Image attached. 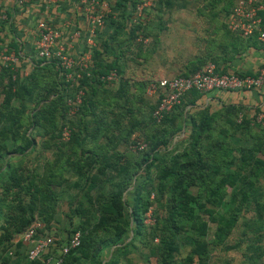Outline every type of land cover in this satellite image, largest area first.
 Masks as SVG:
<instances>
[{
	"label": "trees",
	"instance_id": "1",
	"mask_svg": "<svg viewBox=\"0 0 264 264\" xmlns=\"http://www.w3.org/2000/svg\"><path fill=\"white\" fill-rule=\"evenodd\" d=\"M121 1L131 2L135 8L139 0ZM217 1H227L231 10L236 0ZM260 1L264 5V0ZM258 16L264 27V10ZM253 39L255 35L246 40ZM111 71L119 75L115 66L100 63L73 89L68 84H57L54 76L46 74H31L27 80L13 81L14 72L0 68V159L10 147L12 154L27 151L41 154L43 150L54 153L51 160L47 158L35 165L31 175L23 172L20 159L11 160L17 157H10L0 172V219L6 212L8 215L0 223V245L3 244L0 249H5L0 264H10L8 251L24 245L21 237L34 223L42 224L40 234H50L61 200L68 204L69 216L89 217L78 227L70 231L66 228L65 234L58 235L60 254L70 236L80 233L79 246L63 256L61 264H129L128 256L136 249V243L145 246L142 238L146 231H150L151 241L143 264H151L152 259L154 264H212L218 248L224 251L232 248L227 240L244 211L254 213L248 225L253 235L264 229V197L256 187L264 176V130L255 123L256 116L240 124L229 118L222 121L218 114L203 112L192 116L191 134L182 149L175 146L168 150L170 137L164 135L165 124L172 120L188 95L202 93L188 92L159 124L152 118L155 105L148 125L144 119L133 116L128 100L122 99L124 89L95 88L100 77ZM216 71L220 72L217 67ZM79 91L80 104H76ZM106 96L113 100L105 106ZM69 100L75 110L71 116ZM146 124L150 130L142 151H116L117 145L130 144L128 137L133 130L145 129L141 126ZM65 127L70 131L68 141L61 138ZM219 127L222 133L218 135L215 131ZM6 134L12 137L9 144ZM103 140L109 146L102 145ZM153 168L156 188H152L153 181H147ZM238 183L241 188H236ZM131 185H134L129 197L131 205H127L125 190ZM99 187L107 189L106 193L98 195ZM163 195H168V202L164 205L165 216L160 217L157 208L163 207L158 206ZM126 206H130V221ZM149 209L153 223L147 225L144 220ZM130 223L132 239L106 259V251L123 242ZM209 224L214 225L212 231ZM99 232L107 236L95 243L91 236ZM17 236L18 242L4 247ZM239 245L235 250L241 252ZM246 247L252 250L246 264L263 263V247L255 242ZM181 248L186 250L184 256ZM43 260L44 257L30 263L45 264Z\"/></svg>",
	"mask_w": 264,
	"mask_h": 264
},
{
	"label": "crops",
	"instance_id": "2",
	"mask_svg": "<svg viewBox=\"0 0 264 264\" xmlns=\"http://www.w3.org/2000/svg\"><path fill=\"white\" fill-rule=\"evenodd\" d=\"M142 2L144 10L138 13L136 8ZM0 10L5 15L0 27V46L19 57L13 81L27 80L31 74H46L54 76L57 84H68L74 89L100 63L112 65L119 72L120 76L115 71L118 81H100L95 83V88L124 89L122 99L128 100L133 116L144 119L148 125L150 112L160 96V91L147 92L150 82L191 74L209 61L220 72L246 75H255L264 66V46L256 39L246 40L228 30L231 10L227 1L139 0L134 8L131 2L121 0H86V3L29 0L24 6H17L16 0H0ZM95 16L102 18L101 26L92 22ZM39 22H45L57 33L53 48L75 62L72 72H61L55 59L37 57ZM112 100L106 96L105 106ZM203 112L218 114L222 121L229 118L236 124L251 121L254 116L264 114V90H211L188 95L172 120L165 124L164 135L170 137L168 150L185 144L191 134V117ZM147 124L141 126L145 129L133 130L128 137L130 144L123 142L116 146V151L123 152L132 143L144 142L150 130ZM102 145L109 146L105 140ZM67 211L68 207L64 213ZM62 212L58 209L49 234L54 245L47 256L53 258L59 256L58 233L68 228ZM8 256L10 264H31L26 258L25 245L13 247Z\"/></svg>",
	"mask_w": 264,
	"mask_h": 264
},
{
	"label": "built area",
	"instance_id": "3",
	"mask_svg": "<svg viewBox=\"0 0 264 264\" xmlns=\"http://www.w3.org/2000/svg\"><path fill=\"white\" fill-rule=\"evenodd\" d=\"M144 1V0H143ZM29 0H16L17 6H24ZM86 3V0H81ZM145 3L142 2L136 8L138 13L144 10ZM264 10V5L260 0H236L235 5L227 21V28L232 33H237L244 39L256 36V40L264 46V27L262 26L259 12ZM5 15L0 10V23L4 22ZM95 26H101L103 20L100 16L92 18ZM38 39L36 42L37 57L42 60L55 59L61 72L70 73L75 69V62L65 55L61 50H55L54 44L57 39V33L45 22L37 24ZM19 57L15 52L0 46V68H10L15 72V66ZM15 75V74H14ZM70 76L67 75V78ZM15 78V77H13ZM101 82L115 83L118 81V75L111 71L106 76L100 77ZM191 90H197L200 93H206L211 90L224 91H262L264 90V66L255 75L220 73L216 71V66L212 62L206 63L200 70L189 76H175L167 79H160L150 82L147 92L157 93L160 91L159 100L152 113V118L156 124L162 122L176 106L180 105L183 97ZM79 91L75 103H80ZM72 102L68 101L69 113H74ZM255 123L264 130V114H258L255 117ZM61 138L68 141L70 131L65 127L62 129ZM146 147L145 143L137 142L130 146L133 152L142 151ZM153 198V196H151ZM145 224L153 223L151 218V209L145 214ZM42 224L34 223L21 237L22 243L26 246V255L29 261L45 258V264H61L62 257L70 250L75 249L80 244V233L74 232L67 243L61 248L57 258L47 256L48 250L53 245V238L49 235L40 234Z\"/></svg>",
	"mask_w": 264,
	"mask_h": 264
},
{
	"label": "rangeland",
	"instance_id": "4",
	"mask_svg": "<svg viewBox=\"0 0 264 264\" xmlns=\"http://www.w3.org/2000/svg\"><path fill=\"white\" fill-rule=\"evenodd\" d=\"M1 98L2 97H0V102L2 101ZM1 109H2V107L0 108V110ZM222 126L224 128L226 127L227 129H229V126L228 127L226 125H222ZM257 130H258V128H257ZM29 132H30V130H29ZM215 132L216 133L218 132L217 134L219 135V132L222 133V129L219 127L216 129ZM5 137L7 138V142H8L7 144H9L12 137H10V136L8 137L7 134ZM235 137H238V136H235ZM182 147H183V145H181L180 147L177 146L178 149H181ZM8 149H9V151H5L8 154L4 153L3 158L0 159V172H2L4 170L5 163L9 161L10 157H17L15 159L11 158V160L16 161V160L20 159L21 160L20 164H22V166L25 168L23 172L26 175L27 174L31 175L30 173H34L35 165L42 164V162L47 160V158H49L51 160L52 154H54V153H51V152L45 151V150L41 151L42 152L41 154L38 153L37 151L36 152L27 151L24 153L12 154L11 153L12 147H10ZM125 151H127V149ZM125 151H123V152H125ZM143 168L144 167H142L139 170L140 173L144 170ZM149 174H150L149 175L150 179H148V178H146V179H148L147 181H150L151 183L153 181L152 188H156V184H157L156 178L157 177H156V173H155L154 168L150 169ZM256 185H257L256 187L260 189V191L262 192V196L264 197V176L260 179L259 183H256ZM133 187H134V185H131L130 187H128L125 190V196L128 198V200H127L128 204L127 205H131V202H130L131 199L129 197L132 195ZM236 188H241V183H238L236 185ZM106 191H107V189L105 190L104 188H101V187H99V189L96 190L98 195H100L101 193L104 194V193H106ZM228 191H230V190H228ZM8 196H11V195L8 194ZM167 202H168V195H163L162 197L159 198V202H158L159 205L158 206H160V207H161V205L163 206L161 208H157V214L160 217L165 216L164 205H166ZM80 204H83V206H87V203H85V202H81ZM58 205H59V207H58L59 211H63L62 215L63 216L65 215L64 221L66 222V227H68V225L70 223V225L68 227V231L78 227L80 223L84 222L83 221L84 219L89 218L86 215L83 216L80 214V215L69 216L68 212L64 213L65 209L68 207V204L66 203L65 200L64 201L61 200ZM126 210H128V212L126 214H127L128 221H130V212H131L130 206H126ZM93 211H94V209H93ZM91 213H89V216ZM7 216L8 215L6 212V214H4L1 217V219H0L1 224H2V222H4V220L7 218ZM253 217H254V213L251 210L250 211H244L242 213L237 225L231 231V234L227 240V245L231 246L232 248L229 250H226V251H224V249H222V248H218L216 253L213 255L212 264H246V263H248L247 257H249L250 254H252V250L248 251L246 246L247 245L250 246V244L253 242H255V244L257 243L261 248L263 247L262 250L264 251V229L262 228V232L259 235H253V232H252L253 229L250 230L248 227V225L250 224V221L253 219ZM209 226H210L211 231H212L214 225L209 224ZM116 228L119 229V226H116ZM64 230L65 229L60 230V233H58V234L59 235L65 234ZM21 233H22V230L19 232V234H21ZM106 236H107V234L105 232H99V233L93 234L91 237L93 238L95 243H98V241L105 239ZM132 237H133V232H132V225L130 223L129 230H127L126 235L122 238L123 242L118 244L117 246H114V247H111L110 249H108L106 251V254H105L106 259H109V257L111 255L118 252L120 250L119 248L122 246V244L129 242L132 239ZM17 239H20V237L17 236L14 240L9 242V244L5 243L4 247H7V245L10 247L13 246L15 244L14 242H18ZM142 239L144 240L145 246H140V245H138V243H136V246L138 248L140 247V249H137V247H136V249L132 251L133 253H131L130 255L128 254L129 255L128 256L129 264H142V258H144V256L149 255V253H148L149 248H147V246H148V244H150V241H151L150 231H146L144 233V236ZM238 244H240L239 246L241 247V252L238 250H235V248L237 247ZM2 246H3V244L0 245V247H2ZM4 250L0 249V255L4 252ZM185 252H186V250H184V248H181V250H180L181 256H184ZM262 262L263 263H261V264H264V259L262 260Z\"/></svg>",
	"mask_w": 264,
	"mask_h": 264
}]
</instances>
